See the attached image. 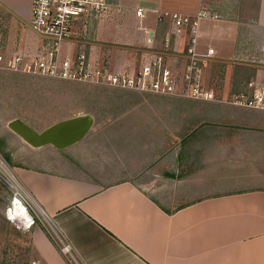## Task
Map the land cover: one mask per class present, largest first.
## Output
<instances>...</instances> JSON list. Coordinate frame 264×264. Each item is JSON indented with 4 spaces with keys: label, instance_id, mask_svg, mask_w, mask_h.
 <instances>
[{
    "label": "crops",
    "instance_id": "crops-1",
    "mask_svg": "<svg viewBox=\"0 0 264 264\" xmlns=\"http://www.w3.org/2000/svg\"><path fill=\"white\" fill-rule=\"evenodd\" d=\"M31 2L0 0L1 15L14 27L8 33L19 43L30 41ZM119 3L111 22H98L100 36L131 31L135 42L159 47L171 26L158 21V13L194 15L204 8L219 18L200 20L199 53L213 48L214 57L228 62L259 55L264 44V0ZM138 6L154 15L150 26L137 22ZM184 40L177 37L178 50ZM137 60L117 57L114 64L121 69ZM256 73L264 77V69L251 77ZM230 105L222 107L230 130L210 135L207 151L195 150V140L185 150L177 135L170 139L164 121L124 119L95 120L82 139L61 150L28 145L12 167L53 230L50 235L42 222L30 229L33 264H264V110ZM170 140L180 146L170 151Z\"/></svg>",
    "mask_w": 264,
    "mask_h": 264
},
{
    "label": "rangeland",
    "instance_id": "rangeland-1",
    "mask_svg": "<svg viewBox=\"0 0 264 264\" xmlns=\"http://www.w3.org/2000/svg\"><path fill=\"white\" fill-rule=\"evenodd\" d=\"M28 18L30 19V16ZM106 19L111 22L114 17L111 14ZM153 19L152 13L142 19L136 18L143 27L150 26ZM4 22L8 25L6 19ZM97 26L98 22L88 26L87 31L75 42L87 49L91 59L104 61L109 68L114 66L117 57H122L128 62L135 58L139 59L140 54L147 50L146 44L135 42V34L133 35L131 31L128 33L122 31L120 36L116 37L111 29L110 32H106L107 34L100 36ZM12 27V24L8 25L9 31ZM12 31L9 34L10 43L15 37ZM23 40L22 37V42ZM213 58V61L209 60L205 64L203 72L204 83L215 91V99L210 101L0 70V261L3 259L7 264L34 263L30 229L19 230L5 217V209L11 195L7 183L11 178L7 172L18 181L12 165L29 149L28 144L9 129V121L21 118L37 130L55 121L82 113L92 114L94 121L116 119L132 122L164 121L170 126V139L176 138L174 135H177L180 143L184 141L185 150H191L189 147L194 144L190 142L195 140V150L207 151L210 135H214L216 131L230 130L222 124V120L226 119L222 107H231V96L238 90L235 88L243 91L247 79L255 70L260 69V65L254 68L234 63L232 60L224 62L216 56ZM261 68L259 71L264 69ZM238 71L240 75L237 79ZM178 123H184V128L178 127ZM155 142L154 138L153 143ZM177 145L170 140L169 150H176ZM38 222H42L50 235L52 234L53 230L44 217L40 216Z\"/></svg>",
    "mask_w": 264,
    "mask_h": 264
},
{
    "label": "built area",
    "instance_id": "built-area-1",
    "mask_svg": "<svg viewBox=\"0 0 264 264\" xmlns=\"http://www.w3.org/2000/svg\"><path fill=\"white\" fill-rule=\"evenodd\" d=\"M113 7L120 8L119 0H32L28 44L19 43L17 38L9 42L5 17L0 11V70L188 99H215V91L204 83L203 78L205 64L213 61L215 51L208 48L207 52L199 53L196 39L200 20L218 19V14L204 8L194 15L158 13L157 20L169 21L171 26L160 46L148 47L140 54L138 62L119 69L115 64L109 68L106 62L91 59L87 49L75 42L88 26L110 16ZM146 12L142 6L134 9V15L139 19L144 18ZM182 35L184 46L178 50L177 37ZM258 51L259 55H236L231 60L255 68L260 65L262 69L264 44ZM230 101L264 110V77L257 73L250 77L244 90L234 93ZM7 183L11 195L5 217L17 229L28 231L38 223L40 215L19 181L17 184L10 179ZM60 252L69 257V246L62 244Z\"/></svg>",
    "mask_w": 264,
    "mask_h": 264
},
{
    "label": "water",
    "instance_id": "water-1",
    "mask_svg": "<svg viewBox=\"0 0 264 264\" xmlns=\"http://www.w3.org/2000/svg\"><path fill=\"white\" fill-rule=\"evenodd\" d=\"M151 32L148 33V38ZM94 117L90 113L77 114L55 121L41 130H37L21 118L8 122L9 129L23 142L33 148L52 145L64 149L82 139L92 128Z\"/></svg>",
    "mask_w": 264,
    "mask_h": 264
},
{
    "label": "bare ground",
    "instance_id": "bare-ground-1",
    "mask_svg": "<svg viewBox=\"0 0 264 264\" xmlns=\"http://www.w3.org/2000/svg\"><path fill=\"white\" fill-rule=\"evenodd\" d=\"M5 172H7V170ZM7 174L10 176L11 180H13V181H15L17 183V181H16L15 177H13V175H11L9 172H7Z\"/></svg>",
    "mask_w": 264,
    "mask_h": 264
},
{
    "label": "trees",
    "instance_id": "trees-1",
    "mask_svg": "<svg viewBox=\"0 0 264 264\" xmlns=\"http://www.w3.org/2000/svg\"><path fill=\"white\" fill-rule=\"evenodd\" d=\"M237 82V81H236ZM237 84V83H236ZM238 89L237 92H240V88H235ZM12 165V164H11ZM0 264H7L6 261H4L3 259L0 261Z\"/></svg>",
    "mask_w": 264,
    "mask_h": 264
}]
</instances>
